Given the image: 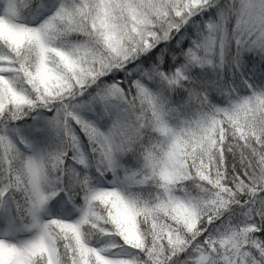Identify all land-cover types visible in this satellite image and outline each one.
Returning a JSON list of instances; mask_svg holds the SVG:
<instances>
[{
	"label": "snow or ice",
	"instance_id": "1",
	"mask_svg": "<svg viewBox=\"0 0 264 264\" xmlns=\"http://www.w3.org/2000/svg\"><path fill=\"white\" fill-rule=\"evenodd\" d=\"M0 264H264V0H0Z\"/></svg>",
	"mask_w": 264,
	"mask_h": 264
}]
</instances>
